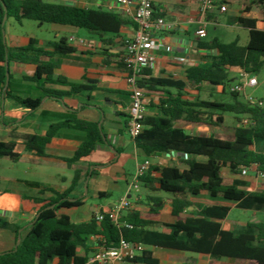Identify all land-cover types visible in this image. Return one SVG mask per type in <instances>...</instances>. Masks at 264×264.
<instances>
[{
    "label": "trees",
    "instance_id": "trees-1",
    "mask_svg": "<svg viewBox=\"0 0 264 264\" xmlns=\"http://www.w3.org/2000/svg\"><path fill=\"white\" fill-rule=\"evenodd\" d=\"M254 8L264 18V0H250L249 3L241 5V15L228 18V22L248 29V41L245 45L239 44L237 39L227 43L217 38L211 41L199 39V47L215 49L217 54L207 62L189 66L185 71L186 81L172 78L149 80L163 90L164 96L157 104L159 114L144 116L143 130L134 138V143L147 157L163 152L185 155L182 161L185 168L154 164L139 178L151 190L173 196L171 214L175 221L165 224L169 232L145 229L150 224L160 222L159 217L164 208L161 197L148 196V209L145 213L134 211L127 214L126 221L132 224V228H118L106 212L99 223L93 217L88 223L75 224L67 214L58 215V211L80 206V199L67 198V191L60 192L47 185L28 182L29 185L51 191L55 197L41 206L29 225L28 232L16 246L0 252V264H50L54 259H58V264H84L89 258L86 242L92 236L98 244L104 246L115 245L123 238L206 254L214 259L227 257L231 264H264V221L249 222L247 232L234 234L222 229L217 221L226 217L229 211L226 205L204 207L191 216L180 215L190 205L188 195H199L203 191L213 200L233 201L240 209L264 212V181L257 189L251 190L249 181L237 177L241 167L255 166L257 172H264V150L251 148L264 143V105L252 104L241 99L238 91L230 90L232 100L229 102L187 97L188 86L193 87L197 93H206L209 96H214L221 86L225 93L226 84L235 80L229 75L231 68H241L247 74L259 70L264 61V28H257L254 18L242 15ZM4 17H13L17 23L27 19L39 24L70 25L113 36H117L127 23L118 13L60 4L53 0H0V90L5 98L31 111L39 108L43 98L61 100L73 93L89 94L96 86L92 83H72L64 77L53 78V71L59 66L61 58L74 51L65 39L53 43L51 50L37 46L33 38L26 46L8 47L5 41ZM10 62L36 65L32 76L23 77L35 84L36 94H23L13 88V78L8 66ZM7 75L8 85L5 88ZM139 83L140 86L143 85L141 81ZM56 84L67 86L68 89L53 87ZM226 113L232 114L236 122L232 139H221L214 135H192L176 125L178 120L222 125L223 115ZM244 118H248L251 123L242 125ZM63 127L85 133L72 157L64 159L67 163L77 162L87 156L104 138L97 122L77 119L71 114L50 125L44 135L27 136L24 150L39 156L44 155V146ZM0 157L17 161L20 154L15 150V143L0 140ZM224 168L228 169L229 176L223 175ZM153 172H159V176H153ZM0 227L10 229L16 235L20 229L1 218ZM79 246L85 249V254L80 257L77 255ZM139 262L157 264L149 251H143L131 264Z\"/></svg>",
    "mask_w": 264,
    "mask_h": 264
},
{
    "label": "crops",
    "instance_id": "crops-1",
    "mask_svg": "<svg viewBox=\"0 0 264 264\" xmlns=\"http://www.w3.org/2000/svg\"><path fill=\"white\" fill-rule=\"evenodd\" d=\"M53 1L118 13L126 19L127 23L117 36H113L70 25L39 24L37 21H33L31 27L27 28V19L18 23L20 29H17L13 25V17L5 20V41L11 48L26 46L33 38L37 46L51 50L53 43L65 39L74 51L61 58L59 66L53 71V78L64 77L72 83H92L96 89L89 94L79 92L66 95L61 100L43 98L39 108L34 111L16 105L11 99L5 98L0 90V140L14 142L15 150L20 154L17 161H12L8 157L1 159L4 163L0 168V218L19 226L20 229L16 235L12 230L0 227V252L13 249L28 232L29 225L41 206L55 197L51 191L29 185L28 182L47 185L60 192L67 191V198L80 199L82 202L80 206L58 211V215L67 214L75 224L90 222L98 211L108 212L123 197L131 203L130 209L122 212V217L126 221L129 212L145 213L147 211L148 196L161 197L164 200V208L159 217L160 222L150 224L145 229L168 233L169 229L165 224L175 221L171 214L173 196L159 190H151L140 181L138 185L141 184L143 190L134 191L131 188L137 166L144 160H150L152 165H158L161 160L162 164L158 166L168 165L163 153L147 157L136 147L126 130L130 86L127 81V70L119 58L124 51V41L132 37L135 31L132 15L136 0H129L131 2L129 5H121L118 0ZM217 1L226 6V11L220 12L215 9L209 13L206 16L207 25L222 24L228 27L244 28L228 22V18L241 15V5L249 3L250 0ZM152 4L155 14L163 16L172 23L173 28L155 32L158 43V48L154 50L155 62L141 72L140 81L143 85L140 87L144 93L146 115L159 114L157 104L164 96L163 90L150 83V79L172 78L186 81L185 71L189 66L207 62L217 54L215 49L198 46L199 38L196 36V30L201 18L198 0H152ZM254 9L242 15L254 18L256 27L262 29L264 18ZM44 24H48V27ZM71 37L74 41L70 40ZM79 40H84V43H80ZM178 56L184 57L185 60L177 61L175 57ZM8 66L13 78V88L16 91L23 94L37 93L35 84L23 79L34 74L35 64L10 62ZM240 69L236 67L231 68L230 71L236 72L239 76ZM53 87L68 89L67 86L58 84ZM191 88L193 87H187L189 99L194 97L191 95ZM218 92L223 93L221 86L218 87ZM71 114L77 119L97 122L104 135L103 141L96 144L87 156L73 163H67L64 160L72 157L85 137L83 131L68 127L60 128L50 139L44 146V155L39 156L24 150L27 136L44 135L50 125L62 121L65 116ZM223 119L225 120L224 116ZM233 120L232 124L235 125V119ZM180 122L185 125H180ZM223 123L214 126L178 120L176 125L192 135H208L199 133V130H204L208 126H223ZM179 158L184 159L185 155L181 154ZM198 159L203 158L198 157ZM152 175L159 176V172H153ZM188 201L190 205L180 214L182 217L194 215L208 206H228L229 211L226 217L217 221L220 222L222 229L232 231L234 234L247 232L249 222L263 221L259 217V212L262 211L255 210H244L251 211L249 220L243 219L238 214L230 218V214L238 209L236 203L213 200L206 191L199 195H188ZM141 244L144 246V251H149L157 260V264H231V260L227 257L214 259L206 254ZM97 245L95 237L92 236L87 240L86 250L89 258ZM84 254L85 249L79 246L77 255L80 257ZM50 264H58V259H54Z\"/></svg>",
    "mask_w": 264,
    "mask_h": 264
},
{
    "label": "built area",
    "instance_id": "built-area-1",
    "mask_svg": "<svg viewBox=\"0 0 264 264\" xmlns=\"http://www.w3.org/2000/svg\"><path fill=\"white\" fill-rule=\"evenodd\" d=\"M121 5H129V0H118ZM200 21L199 27L196 30V36L199 39L206 37V16L215 9L220 12L226 11V6L220 4L217 0H198ZM135 24V31L132 37L124 41V51L120 56L119 61L127 70V81L130 86L129 104L127 107L128 121L126 130L128 135L134 140L143 130L142 120L146 115L144 93L139 85L141 72L144 68L152 66L155 62L154 50L158 48L155 32L168 31L173 28L172 23L168 22L163 16L155 15L152 0H136V7L132 15ZM264 28V26H263ZM262 28V29H263ZM74 41V38H70ZM84 43V40H79ZM179 62L185 60L184 57H175ZM247 73L239 70V76L244 77ZM257 80L255 76L247 79L246 83H236L229 86L230 91L244 90L245 86L255 85ZM252 104L263 106L261 100H254L252 98L246 99ZM251 121L248 118L242 120V125L247 126ZM166 158L171 156H180L177 152H163ZM161 160L158 165H161ZM152 163L146 159L137 166L136 176L131 184L134 191L139 190V178L143 176L150 168ZM251 171L255 173V178L261 183L264 181V172H257L255 166L241 167L238 176L245 177ZM131 203L126 197L121 198L112 209L106 212L110 220L118 228H132V224L125 221L122 217V212L128 211ZM95 220L99 223L104 218V211H98L94 215ZM144 251V246L139 242L125 240L120 238L119 242L112 246H104L98 244L93 255L85 264H131L133 259L139 256Z\"/></svg>",
    "mask_w": 264,
    "mask_h": 264
},
{
    "label": "rangeland",
    "instance_id": "rangeland-1",
    "mask_svg": "<svg viewBox=\"0 0 264 264\" xmlns=\"http://www.w3.org/2000/svg\"><path fill=\"white\" fill-rule=\"evenodd\" d=\"M254 10L258 13L257 9H254ZM26 23H27L26 27L30 28L31 27L30 25H32V23L34 22L33 20H26ZM13 25L17 27V29H20L19 28L20 25L15 20H13ZM44 25L45 27H48V24H44ZM214 38H217L220 41L225 42V43L231 42L237 39L239 44L245 45L248 41V31L245 28H238L237 26L228 27L222 24H219V25L209 24L207 25V29H206V37L203 39L206 41H211ZM229 75L231 77H234L235 80L226 84L225 93L218 92L214 96H209L206 93H197V91L191 88L190 89L192 92L191 95L196 96L199 99H204V100H219V101L229 102L232 100V97L229 93V86L234 85L239 82L246 83L249 77L255 76L257 83L255 85L245 86L244 90H241L239 92L240 98L245 99V100L252 98L254 100H261L264 103V61H263L262 66L255 73H249V74H246L244 77H240L236 75V72L229 70ZM223 116L225 118L223 126H219V127L208 126V128H205L204 130L203 129L199 130V133L214 135L221 139H232L233 132H234V125L232 124L234 120L232 118V114L226 113ZM180 125H185V124L180 122ZM253 148L257 150H264V143H259L256 146H253ZM1 159L2 157H0V168H1V165L4 163L3 162L4 160H1ZM182 161H183V158H179L178 156H171L170 158L165 159L166 164L176 165V166L183 168L185 167V164ZM223 175L225 176L230 175L227 168L223 169ZM237 177L239 179L249 181L251 184L250 185L251 190L258 188L261 185V181L256 180L255 173L253 171H251L245 177H241L238 175ZM142 187L143 186L140 184L139 189L143 190ZM237 214L241 216L243 219L249 220V218H251V211H244L243 209H239V208L235 209L230 214V218H232L234 215H237ZM259 217L262 218V220L264 221V212H259Z\"/></svg>",
    "mask_w": 264,
    "mask_h": 264
},
{
    "label": "water",
    "instance_id": "water-1",
    "mask_svg": "<svg viewBox=\"0 0 264 264\" xmlns=\"http://www.w3.org/2000/svg\"><path fill=\"white\" fill-rule=\"evenodd\" d=\"M5 19H6V17H4L3 23L5 22ZM6 64H7V62H6ZM7 85H8V75H7L6 82H5V88H7Z\"/></svg>",
    "mask_w": 264,
    "mask_h": 264
}]
</instances>
